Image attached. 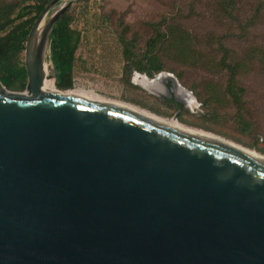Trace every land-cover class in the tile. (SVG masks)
Here are the masks:
<instances>
[{
  "label": "water",
  "instance_id": "1",
  "mask_svg": "<svg viewBox=\"0 0 264 264\" xmlns=\"http://www.w3.org/2000/svg\"><path fill=\"white\" fill-rule=\"evenodd\" d=\"M73 2L52 0L31 28L26 91L0 80V264H264V158L116 99L40 88L57 79L47 45ZM133 82L175 120L196 102L169 71Z\"/></svg>",
  "mask_w": 264,
  "mask_h": 264
},
{
  "label": "rangeland",
  "instance_id": "2",
  "mask_svg": "<svg viewBox=\"0 0 264 264\" xmlns=\"http://www.w3.org/2000/svg\"><path fill=\"white\" fill-rule=\"evenodd\" d=\"M221 1L74 0L67 10L74 18L73 25L82 33V42L76 53L71 89L93 91L173 121L175 105L133 82L138 70L125 56L121 36L127 41L134 39L133 51L140 57L156 33L155 25L161 24L166 29L175 25L187 34L188 37L182 38H189L207 63L195 66L182 63L176 60L175 50L169 54L163 49L162 71L174 73L196 96V102L191 103L193 108L184 107L177 122L212 131L264 155V65L260 61V51H264V0H237L235 8ZM53 9L44 18L43 26ZM83 10L86 15L91 13L88 22L87 17L77 16ZM49 50L50 41L45 63L51 71ZM225 53L240 62L237 85L243 91L239 104L226 93L228 72L216 67ZM22 59L25 61V52ZM210 93L213 101L207 105Z\"/></svg>",
  "mask_w": 264,
  "mask_h": 264
},
{
  "label": "trees",
  "instance_id": "3",
  "mask_svg": "<svg viewBox=\"0 0 264 264\" xmlns=\"http://www.w3.org/2000/svg\"><path fill=\"white\" fill-rule=\"evenodd\" d=\"M51 1L15 0L0 2V80L9 89L23 90L26 88L28 75L22 54L25 52L31 28L43 9ZM221 3L227 7L235 8L237 0H222ZM79 14L77 15L79 18L83 17L85 19L87 17V22L92 17L90 16L91 13L86 15L85 10L79 11ZM73 19L72 14L67 10L59 18L50 34L52 58L58 76L56 86L62 90L71 89L74 86V64L77 58V50L82 42V33L73 25ZM103 19L107 20L105 16H103ZM154 27L156 33L149 39L147 49L140 57L133 51L134 39L127 41L124 35L121 36V40L125 44V56L133 61L132 64H134L135 69L145 72L151 77L155 73L164 70L163 49L169 54L175 50L176 60H182V63L192 66L207 64L198 54L199 50L191 45L190 39L182 38L187 36V34L177 28V26H169L166 29L159 24ZM180 32L184 34L180 36ZM260 53H262L260 61L264 65V51L261 50ZM215 61L216 59L214 58ZM216 67L220 71L228 72L229 84L226 93H229L235 103L239 104L241 102V91H243L237 85L240 62H235V59L230 58L229 54L225 53L217 61ZM211 101L213 100L210 93L209 98L205 102L210 105Z\"/></svg>",
  "mask_w": 264,
  "mask_h": 264
},
{
  "label": "bare ground",
  "instance_id": "4",
  "mask_svg": "<svg viewBox=\"0 0 264 264\" xmlns=\"http://www.w3.org/2000/svg\"><path fill=\"white\" fill-rule=\"evenodd\" d=\"M42 29H43V22H42V24H41V26L39 28V33L41 32ZM44 66H45L46 72L49 73L50 68L48 66H46V65H44ZM134 79H135V81L137 83L145 85V86H149V85L152 84V82L150 80H148L145 76L135 75ZM49 87H53V88L58 89L57 86H56V83L52 79H45V81L40 85L41 89L49 88ZM73 90H77V89H69V90H66V91H63V92H69V91H73ZM88 92L96 94V92H93V91H88ZM186 98L188 99V105L191 107V103H194L195 99L192 96H188ZM141 110H143V109H141ZM143 111H145V112H147V113H149V114H151V115H153V116H155V117H157V118H159V119H161V120H163L165 122H168V123H171V124H174V125H177V126H181V127L185 128V129H188V130H191V131L206 135L208 137H211V138H214V139H217V140L232 144V145H234L236 147L241 148L242 150L250 152L251 154H254V155H257L259 157L264 158V155L259 153L258 151L254 150V149H251V148H248V147H246L244 145L238 144V143H236L234 141L228 140V139H226V138H224V137H222V136H220V135H218L216 133H213L212 131H207V130H204V129L191 127V126H186V125H183V124L177 122V120H175V119H173V121L166 120V119L161 118L158 115H156L154 113H151V112H149L147 110H143Z\"/></svg>",
  "mask_w": 264,
  "mask_h": 264
},
{
  "label": "flooded vegetation",
  "instance_id": "5",
  "mask_svg": "<svg viewBox=\"0 0 264 264\" xmlns=\"http://www.w3.org/2000/svg\"><path fill=\"white\" fill-rule=\"evenodd\" d=\"M58 77V76H57ZM56 82H57V79H56ZM58 88V87H57ZM59 89V88H58Z\"/></svg>",
  "mask_w": 264,
  "mask_h": 264
}]
</instances>
